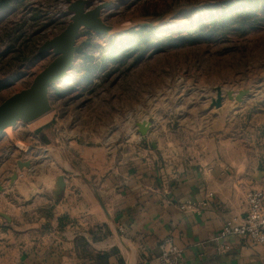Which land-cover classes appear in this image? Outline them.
Returning <instances> with one entry per match:
<instances>
[{"label":"rangeland","instance_id":"rangeland-1","mask_svg":"<svg viewBox=\"0 0 264 264\" xmlns=\"http://www.w3.org/2000/svg\"><path fill=\"white\" fill-rule=\"evenodd\" d=\"M70 1L22 0L0 10V104L29 87L53 60L52 55L37 58L36 52L66 27L69 19L63 14ZM101 1L95 0V5ZM113 1L104 11L109 24L161 17L156 26L161 31H175L187 28L191 19L208 17L206 5H221L225 0ZM263 18L246 33L235 30L212 41L192 42L189 38L181 42L179 33H170L166 36L176 45L161 51L150 45L143 56L132 53L122 60L109 55L120 35L110 39L82 31L68 78L50 88L51 112L13 130L18 147L8 135L0 138V181L9 189V175L17 171L21 174L18 185L23 186L30 177L45 193L56 187L57 175L70 169L69 162L80 163L92 156L100 163L118 157L125 148L120 144L135 134L131 128L137 119L156 121L161 137L166 136L167 125H172L180 130V138L195 142L198 130L213 122L209 96H216L218 87L235 92L250 88L242 103L225 95L223 114L228 118L239 114L242 122L255 120L264 127L260 123L264 120ZM19 160H30L32 167L20 170ZM12 201L23 203L20 196ZM1 224L4 222L0 221L4 233L7 227ZM7 240L0 239L1 245L6 246Z\"/></svg>","mask_w":264,"mask_h":264},{"label":"crops","instance_id":"crops-1","mask_svg":"<svg viewBox=\"0 0 264 264\" xmlns=\"http://www.w3.org/2000/svg\"><path fill=\"white\" fill-rule=\"evenodd\" d=\"M215 97L213 122L195 142L172 125L161 137L153 119L146 138L134 125L118 157L69 162L55 180L65 177L60 198L56 187L43 193L30 177L9 189L0 181V212L11 218L0 214L7 227L0 239H8L0 242V264H99L97 254L106 252L109 264H163L160 244L169 237L182 251L177 264H264L249 237L222 235L226 221L246 214L247 192L264 188V127L224 116L223 107H211ZM191 201L208 205L181 208Z\"/></svg>","mask_w":264,"mask_h":264},{"label":"water","instance_id":"water-1","mask_svg":"<svg viewBox=\"0 0 264 264\" xmlns=\"http://www.w3.org/2000/svg\"><path fill=\"white\" fill-rule=\"evenodd\" d=\"M114 4L113 0H102L94 5V0H71L64 17L69 20L66 27L54 37L46 40L37 50L36 57L52 55L53 60L45 68L35 75L29 87L13 94L0 104V138L7 136L17 145L18 139L14 132L7 134L9 129H15L20 123L30 124L44 117L52 110L50 99V88L53 84L62 81L72 69L76 60L79 45L78 40L82 31H90L96 35L115 37L140 26H156L160 18L147 21L144 18L126 20L117 24H109L105 18L104 11ZM251 93L250 88L223 91L221 87L216 89V97L211 101L212 108L223 106L225 95L229 100L244 102ZM138 133L146 138L150 132L152 122L143 119L134 123ZM153 146H155L153 144ZM23 149H26L24 147ZM18 168H31L30 160L17 162ZM259 174H263L259 172ZM18 179V172L13 171L9 176L10 185ZM66 181L64 175L57 178L56 198H60L65 189ZM4 186L0 184V192ZM1 216L11 220L10 216L0 212Z\"/></svg>","mask_w":264,"mask_h":264},{"label":"trees","instance_id":"trees-1","mask_svg":"<svg viewBox=\"0 0 264 264\" xmlns=\"http://www.w3.org/2000/svg\"><path fill=\"white\" fill-rule=\"evenodd\" d=\"M21 1L0 0V10L19 4ZM221 5H206L209 10L208 17L191 19L185 29L175 31L164 29L161 31L157 26H140L131 29L120 35L117 42H114L110 50V58L122 60L139 52L143 56L146 53V48L150 45H154L157 51H161L167 46L176 45L174 39L166 36L170 33H179L178 40L181 42H185L189 38L192 42L218 40L219 36L223 37L229 32L240 29H244L246 33L248 31L246 29L255 28L261 17H264V0H225ZM185 33L188 34V37ZM110 39H114V37H110ZM108 259L109 253L107 252L97 254L99 264H109Z\"/></svg>","mask_w":264,"mask_h":264},{"label":"built area","instance_id":"built-area-1","mask_svg":"<svg viewBox=\"0 0 264 264\" xmlns=\"http://www.w3.org/2000/svg\"><path fill=\"white\" fill-rule=\"evenodd\" d=\"M66 11L67 9L64 10V14ZM246 202L248 206L246 214L239 221H226L223 225L222 235L226 237H249L253 242L260 245L264 252V188L249 190L246 194ZM207 205V202L191 201L182 205L181 208L189 211H200ZM160 251V258L163 264H177L182 255L181 249L172 237L166 238L161 242Z\"/></svg>","mask_w":264,"mask_h":264},{"label":"bare ground","instance_id":"bare-ground-1","mask_svg":"<svg viewBox=\"0 0 264 264\" xmlns=\"http://www.w3.org/2000/svg\"><path fill=\"white\" fill-rule=\"evenodd\" d=\"M69 75H67L65 78H68ZM13 128L6 131L7 134H11L13 132ZM20 148H23V145H19Z\"/></svg>","mask_w":264,"mask_h":264}]
</instances>
